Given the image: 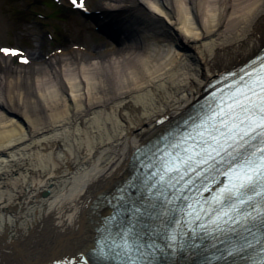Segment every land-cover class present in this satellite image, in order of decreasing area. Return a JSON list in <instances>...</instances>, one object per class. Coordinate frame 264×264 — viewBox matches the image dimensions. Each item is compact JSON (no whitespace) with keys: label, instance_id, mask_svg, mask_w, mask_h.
<instances>
[{"label":"bare ground","instance_id":"1","mask_svg":"<svg viewBox=\"0 0 264 264\" xmlns=\"http://www.w3.org/2000/svg\"><path fill=\"white\" fill-rule=\"evenodd\" d=\"M124 5L166 18L169 34L130 35L119 55L37 50L27 67L0 55V264H71L90 251L112 213L95 201L129 178L133 150L164 132L158 120H176L218 73L264 47V0L95 7Z\"/></svg>","mask_w":264,"mask_h":264},{"label":"snow or ice","instance_id":"2","mask_svg":"<svg viewBox=\"0 0 264 264\" xmlns=\"http://www.w3.org/2000/svg\"><path fill=\"white\" fill-rule=\"evenodd\" d=\"M70 2L78 9L86 8L85 0ZM0 53L13 57L23 55L7 48H0ZM21 62L28 63V60L22 58ZM250 68L239 82L228 86L226 93L221 90L219 96L213 95V103L207 105L200 123L171 145L173 151L165 152L156 170L142 181L143 196L149 201L158 200L161 208L173 204L174 200L184 201V208L179 209L183 218L172 221L175 227L161 234L164 244L151 238L154 233L147 234L146 238L137 232L135 224L120 227L116 235L109 229L107 235L101 233L96 240L94 253L98 261L152 264L157 250L163 252L167 248L175 253L186 247H200V244L188 243L185 238L189 233L193 240L203 233L202 243L214 233L239 235L244 242L230 250L229 255L264 244V55L251 61ZM217 176H223L226 183L211 200L201 201L200 196L187 195L188 192L201 195L211 192L210 182L219 183ZM120 191L122 194L116 198L117 210L106 218V225L116 221L121 208L128 209L130 215L142 213L135 202L130 206L125 201V189ZM150 207L155 210L158 206L152 203ZM166 214L163 210L149 213L153 218ZM238 227L245 231H238ZM248 234L256 237L255 242ZM211 247L216 248L217 243L212 241ZM250 258L255 264H264V246Z\"/></svg>","mask_w":264,"mask_h":264},{"label":"rangeland","instance_id":"3","mask_svg":"<svg viewBox=\"0 0 264 264\" xmlns=\"http://www.w3.org/2000/svg\"><path fill=\"white\" fill-rule=\"evenodd\" d=\"M97 1L88 0V4L92 7ZM140 9L146 11L144 7ZM154 20V26L160 25L162 35L159 39L162 40L170 32L167 19ZM1 46L19 47L28 57L40 50L46 58L71 51L95 53L99 48L114 50L117 54L120 51L108 37L95 30L91 21L78 12L55 4L53 0H0ZM13 61L20 65L16 58Z\"/></svg>","mask_w":264,"mask_h":264}]
</instances>
